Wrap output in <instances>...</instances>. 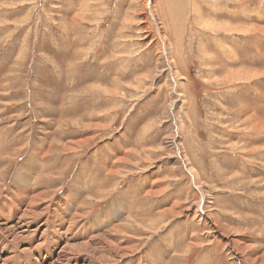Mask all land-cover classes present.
Returning a JSON list of instances; mask_svg holds the SVG:
<instances>
[{
	"label": "rangeland",
	"instance_id": "rangeland-1",
	"mask_svg": "<svg viewBox=\"0 0 264 264\" xmlns=\"http://www.w3.org/2000/svg\"><path fill=\"white\" fill-rule=\"evenodd\" d=\"M24 1L0 0V30L4 29L0 40L9 30L8 43L0 42V168L7 170L0 190L11 185L17 167L32 155L48 168V174L33 183L34 191L43 186L53 199L64 193L69 199L78 197L80 208L90 212L83 219L93 224L96 215L110 212L117 213L114 226L125 224L130 216L145 224L126 230V240L136 243L133 254L138 264H146L138 256L142 251L151 260L156 250L167 257L165 234H173V241L187 236L181 249L188 247L178 254L190 249L192 237L198 239L200 247L180 264H239L238 255L244 264H255L246 261L237 239L264 252L260 241L264 237V219H260L264 217V137L253 150L248 140L260 134L252 129L254 123H261L264 133V0H151L149 6L147 0H72L78 10L73 22L81 23L83 33L91 31L97 37L85 59L68 57L65 66L54 53L44 51L47 44L41 32L46 29L44 19L56 22L55 41L61 42L69 27L58 24L69 17L68 0H31L27 5L35 7L32 21L43 22V27L33 25L30 38L26 30L20 32L26 20ZM165 42L169 63L160 59ZM49 63H56L58 78L44 74ZM31 69L40 70V75L27 74ZM173 73L180 76L182 87H176ZM31 79L58 86L53 100H40L36 94L48 90ZM237 118L246 119L237 122ZM129 153L131 161H119ZM181 156L187 159L188 170L199 173L201 187L193 183ZM106 169L116 170L119 176ZM164 188L159 197L145 196L149 189ZM201 189L211 197L206 218L199 220L193 212L158 216L177 200L178 212L200 203ZM111 190L106 199H98V194ZM15 192L27 195L23 186ZM232 197L239 199L240 206ZM25 199L20 202L23 210L29 203ZM256 202L259 205L251 207ZM71 214L76 215L75 210ZM62 236L53 243L45 238V249L39 248L35 257L53 263L63 249L59 247ZM11 239L7 251L21 245L25 253L19 261L27 262L32 253L26 249L34 250L36 243ZM230 240L233 254L228 249ZM51 247H55L52 257L51 250L39 255ZM174 250L169 261L172 255L176 258L178 249ZM101 261L119 263L106 256ZM13 263L10 259L8 264Z\"/></svg>",
	"mask_w": 264,
	"mask_h": 264
},
{
	"label": "bare ground",
	"instance_id": "bare-ground-1",
	"mask_svg": "<svg viewBox=\"0 0 264 264\" xmlns=\"http://www.w3.org/2000/svg\"><path fill=\"white\" fill-rule=\"evenodd\" d=\"M150 2L151 0H147L148 5L146 6H149ZM219 29H226V31H228V29L224 27H221ZM162 41L164 42L165 40L162 38ZM160 48L162 49L160 59L162 61L165 60L166 62L169 63V58H168L169 54L167 52L168 45L166 44V42H165V47L160 46ZM172 77H173L172 80L176 84V87L178 85L179 87L183 86V83H181V78L177 73H173ZM231 77L236 78L237 76L232 75ZM104 91L106 92V90ZM110 94H113V92H110ZM252 126L254 127L252 128L254 131L258 132V131L263 130L261 123H258V124L254 123L252 124ZM84 142L85 141H79L77 142V144L84 143ZM174 145H175V142H174ZM37 151L42 152V150H37ZM181 152H179L178 155ZM131 155L133 154L129 153L124 158L119 159V161L129 162L132 160L130 159ZM181 158H182L184 168L188 170L187 169L188 167L187 159L183 158L182 156ZM35 160L36 159L34 158V156L29 155L27 159L17 167L15 174H14L13 181L12 183H10L11 185L10 186L8 185L9 187L6 186V189L4 191L0 190V264H8L10 259H14L13 264H44V260L40 262L38 258L35 257V255L37 251L39 250V248H41L42 246L45 249V238L48 241L53 243L56 241V238L58 236H62V235H66V236L61 237V242L59 244V247L62 246L63 249L61 250L59 255L57 253L59 257L56 260H54V262L51 264H102L101 257H105V256L108 257V260L119 259V263L117 264H138V261L136 258L137 255L133 254V252L135 251L134 246L136 243L134 244L133 241L126 240V237L128 236V233H127L128 231L126 232V230L129 228L131 229V226L133 224L138 225L141 228L145 224H139V222H137L136 220L133 219V217L130 216L128 217V221L125 224L119 223L120 224L119 226H116V225L114 226L112 221L114 222V220L116 219V215H117V213H114V212H110L108 213V215H102V214L96 215L95 220H94L95 224H93L92 222H89L86 219H83V218H87L88 217L87 215H89L90 212L88 213L84 210V208H80L81 201L77 199L78 197L74 196L75 198H73L72 196L69 199L67 195L68 193H64V195L59 194V196H56L53 199V196L51 197L50 189L48 187H43V186L37 187L38 190L34 191L33 189H31L33 183L35 181L37 182V179L44 177L43 173L48 174V170H47L48 168L42 162L38 163ZM185 164L187 165V167L185 166ZM176 166H178V163ZM3 169L0 168V188L1 186L4 185V177H5L4 172L7 174L6 168L4 170ZM176 171H178L177 168H176ZM188 171L191 174L193 183H197L196 185L201 187L199 173L196 170H192V169ZM107 172L108 174L119 176V173L114 169L107 170ZM81 173H80L81 175L80 180L82 181V176L85 174H83V172ZM81 181L80 183H82ZM20 186H23L27 190V195L24 197L15 195L16 194L15 189L19 188ZM116 187L117 186H115V189ZM113 190L107 191V192H101L100 194H98L99 195L98 199L100 201H103L104 199L107 198L109 194L113 192ZM166 190H167L166 188L159 189L158 191L149 189L145 192V196L153 199L155 197L161 196ZM22 198H26L25 200L28 199L29 201L28 207H26V209L24 210L22 207H20V202L22 201L21 200ZM89 198L90 196L88 197V200ZM137 199L138 197L133 200L134 205L136 204L135 202ZM210 200H211V197H210L209 191L201 189L200 203L194 206L188 207L187 210L183 212H178L179 210L178 208H180V204L178 203V200H177L175 201L176 203H173L172 207L164 211L161 210L162 213H159L158 216H164L168 214L169 215H172V214L188 215L193 212L195 213V216L199 218V220H201V219L206 218L205 208L208 204H210L209 202ZM72 204H73V207H71ZM84 205L87 206L88 203L85 202ZM122 207L125 208V205H123ZM136 207L138 206L136 205ZM64 208H66V210ZM130 209L132 210L133 208H130ZM72 210H75L76 215L71 214ZM19 211H20V215H19ZM13 215L16 216L15 223L13 221L15 216L12 218ZM36 222L40 223L39 227L35 226L34 223ZM60 226H63L64 229L60 230ZM76 229H78V233L76 231V233L74 234L73 230H76ZM39 230L41 231V233L39 232ZM226 230L231 231L229 227H227ZM72 231L73 233H71ZM217 231H214V233ZM242 232H245V231H242ZM49 234H52L53 238H51ZM262 234H264V227H263ZM39 235L41 236L40 239L38 238ZM75 235L79 237L77 241L74 239ZM10 238H12L11 239L12 242L14 241L17 243L19 239H20L19 240L20 242H21V239H28L32 244L36 243L33 246L34 250L26 249L28 250V253L30 254L32 253V255L35 258L32 255H30L26 257L27 262L22 263L21 260L19 261V258L22 255H24L25 250L21 249V245L20 246L17 245L13 247V250L11 252L7 251V245L10 242L9 240ZM190 240H192L191 243H189L190 249L185 251L184 253L178 254L176 258L172 259V261H169L166 258L165 254L163 255L161 253L162 255L160 256L158 263L152 262L153 258L151 262H148L149 261L147 258L148 255L146 256L143 251L142 253L141 252L138 253L139 259L142 260V263L146 262V264H161V263L180 264L181 261L183 260L185 261V258L186 259L188 258L193 248L200 246V244L197 243L198 239L196 237H192V239ZM237 244L240 247L242 253L244 254V257H246V261L252 262V263L254 262L255 264H264V252L261 253L260 250L258 251L255 244H249L247 242H244V240L242 241V239L240 238L237 239ZM231 245H233V242L230 240V242L228 243L229 250L230 248H232ZM44 249L42 250V253L39 251V255H43L44 253H47L50 250H51V257L54 255L53 250L55 249V247H51L46 250ZM175 249H179V248H175ZM105 250H109V252L106 253ZM233 252L235 253L234 248H232V254ZM7 254H12V256L6 257ZM236 259L238 260L239 264H244V262L240 260L239 255L236 256ZM203 263L204 262L202 261L198 264H203Z\"/></svg>",
	"mask_w": 264,
	"mask_h": 264
},
{
	"label": "crops",
	"instance_id": "crops-1",
	"mask_svg": "<svg viewBox=\"0 0 264 264\" xmlns=\"http://www.w3.org/2000/svg\"><path fill=\"white\" fill-rule=\"evenodd\" d=\"M30 1L31 0H25L23 2L24 4H26L25 7H23V8L26 9L27 11L25 12L26 20H25V22H24V24H23L22 29H21L20 32H24L26 30V38L32 37L31 35H32V32H33V25L39 24V23H41V25L43 24V22H41V21L40 22H37V23H35V22L32 21V13H33V11H35V9H34L35 7L33 6V4L27 5ZM18 2H22V1H18ZM82 4H84V3H82ZM68 6H69L68 7V11L70 12L69 17L63 20V23L64 24H61V22H60V24H58V26H62V25L64 26L65 25L66 27H69V28L67 30H65L64 32L62 31L63 32L62 33L63 38H62V40H61V42L59 44L57 43V41H55L56 39H55V36H54V33H55V31H54L55 26L54 25H56V22L54 24L53 21L48 20V19H44L45 20L44 25H45L46 29L45 30L43 29V31L41 32V34H43L44 41L47 44V49H45L44 51L45 52H48V53H54L55 54V57L60 58V59L63 60L61 63L64 66L66 64V61H67L68 57H71L73 59L74 58H82V59H85L87 57L88 51H91L90 49L93 47V43H94L93 41H95L94 39L97 37V35H95V34H90L91 31H88L86 33H83V29H82L83 26L81 25V23L77 26L76 23L73 22V17H75L74 15H76V13L78 12L77 8L75 7V2H73L72 0H68ZM82 7H83V5H82ZM70 8H72V10ZM80 22H82V21H80ZM42 27H43V25H42ZM37 29H38V26H36V32H37ZM3 30L4 29H2L0 31L3 32ZM8 32H9V30L4 31V36L0 40V42H2L4 44H7L8 43V36H9ZM101 47H103V46H101ZM15 53L16 54H19V56H20V52L18 53V51H15ZM21 54H22V52H21ZM22 56H23V54H22ZM45 57H48L49 59H53V56L45 55ZM48 65L49 66H47L46 68L43 69L44 70V74L47 73V74H50V75H56L57 78H58L59 72L56 69V63H55V66H53L51 63H49ZM33 69L30 70L31 73H27V74H30L31 76H34V75H37V74L40 75L39 74L40 73V70H33ZM68 74H69V71H68ZM30 81L31 82H35L37 84H40L43 87L44 91L45 90L46 91L48 90V92L43 93V95H42L43 97L41 95L36 94L37 97L40 98V100L52 101L53 100V97H54L52 95V94H54L53 92L59 89L58 86L57 87H54V85L51 82H49L50 85H44L46 82L43 79H35V80H32L31 79ZM66 82L67 81L63 82L64 83V86H65V89H66ZM69 83H71V82H69ZM58 84H59V82H58ZM35 99H37V98H35ZM54 99H56V98H54ZM97 99H102V97H98ZM104 99H107V98H104ZM63 111L65 112L67 110H63ZM240 111H243V112H241V114H245L247 112V110L245 108L241 109ZM246 118H237L236 121L237 122H242ZM260 121H262V120H260ZM58 130L59 131H62L59 128H58ZM94 131L96 132V130H94ZM258 132L260 134L256 135L255 138L254 137H248V140H249V150H253L254 149L253 148L254 147V144L255 143H260L261 140L263 139L264 133H262V131H258ZM139 134H140L139 135V138L141 139L142 132H140ZM82 135H86V133L85 132H82ZM93 137H95V135ZM246 138L247 137H245V139ZM243 140H244V137H243ZM83 147H85V146H83ZM59 150H62V149L59 148ZM230 157H232V154H230L228 158H230ZM235 158L236 157H234V159ZM245 187H247V185ZM237 196H246V195L237 194ZM173 199H172V201H173ZM231 200H233L234 202H236L238 204V206H240L239 199L237 197H232ZM171 202H169V204ZM257 205H259V203H257V202L256 203H251V207H254V206H257ZM14 216L15 215H13L12 218ZM260 219H264V217L261 216ZM192 229L195 230V228H192ZM195 232L197 233L196 230H195ZM172 236H173V234H165V238L162 241L167 246L166 247V250L168 251L167 257H169V254L170 253L173 254V252L175 251L174 250L175 248H179L177 250V255H178L179 251L182 250V252H183L188 247L186 245L185 249H181L182 242L187 239V236L186 235H184L183 237H181L177 241H173ZM188 238L190 239V237H188ZM169 239L171 240V243H169ZM252 240L253 241L257 240V237H254ZM261 240L264 241V237H261L260 238V241ZM199 247H195V248H199ZM195 248H193V250ZM161 253L164 255V253L161 252V250H156L153 253V260H152V262L158 263L159 262V258L162 255ZM177 255H176V257H177ZM155 256L157 257L158 260L156 259ZM171 257L172 258H170V261H172L173 255ZM148 260H149L148 262H151V259H150L149 255H148Z\"/></svg>",
	"mask_w": 264,
	"mask_h": 264
}]
</instances>
